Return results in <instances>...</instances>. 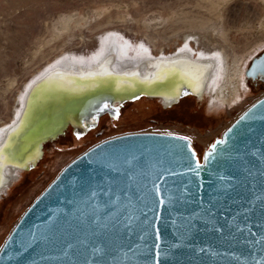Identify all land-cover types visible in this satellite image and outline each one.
Segmentation results:
<instances>
[{
    "label": "rangeland",
    "instance_id": "obj_1",
    "mask_svg": "<svg viewBox=\"0 0 264 264\" xmlns=\"http://www.w3.org/2000/svg\"><path fill=\"white\" fill-rule=\"evenodd\" d=\"M108 32L157 54L174 52L187 38L209 56L215 53L214 66L224 62L245 69L251 57L264 51V0H0V125L13 116L24 87L64 59L89 58ZM239 87L228 104H210L205 94L200 100L186 95L164 107L158 98L144 97L154 111L141 107V99L124 103L116 117L103 114L85 134L77 137L69 127L46 142L37 164L18 172L1 192L0 246L57 173L103 139L137 131L172 133L189 137L201 158L264 95V80L246 79Z\"/></svg>",
    "mask_w": 264,
    "mask_h": 264
},
{
    "label": "water",
    "instance_id": "obj_2",
    "mask_svg": "<svg viewBox=\"0 0 264 264\" xmlns=\"http://www.w3.org/2000/svg\"><path fill=\"white\" fill-rule=\"evenodd\" d=\"M262 53H264V51L256 56ZM251 63L252 59L245 70V76L247 80L255 81L258 79L250 78L247 74L250 71L249 66ZM37 83H40V81ZM34 87L35 85L31 87L29 95H32ZM158 90L159 89L153 90L143 87H136L132 90H116L113 89L110 84L98 83V86L94 87L93 91L91 90L92 92L90 91L76 97L73 95L65 100V102H63V99L58 102H52L48 108L46 107L43 110L29 115L19 132H12L11 137H9L8 134L7 141H10L13 146L11 150L15 151V157L10 158L11 160L7 161V163L16 160V154H20L21 158H23V163L20 166L30 169L35 166L41 158L43 145L46 142L57 139L64 134L69 127L75 136L77 132L83 135L97 125L99 118L103 114L107 113L116 117L118 115L117 111L119 113V107L125 102L135 101L140 97L158 98L162 95L161 91L159 92ZM185 93H187V95L196 96L192 91H187ZM185 96L184 93H181L178 98H172L173 100L170 104L177 102L179 98ZM133 97L136 98L134 99ZM105 99L109 101L110 107L100 113L97 120L93 122L90 115H88L90 111L88 106L90 104L99 106ZM258 101H264V95L247 106L224 129L220 138L216 140L225 139L227 140V144L218 146V150L223 149L227 152L231 149L240 147L244 139L248 136H251L255 147H261V142L258 138L262 127L261 122L240 120L244 113L251 109L253 104H257V112H259L261 105L257 103ZM27 107L28 100L20 116V121L24 118ZM92 115H95V113H92ZM238 121H240L239 124L237 123ZM86 124L88 125L87 127L85 126ZM233 126H235L236 132H244L245 135L241 137L229 133L228 136H226L225 133ZM247 127L255 128L256 134L246 133ZM167 134L168 133L152 131L118 134L95 143L73 158L57 173L19 216L1 244V246L6 247V251L0 252V264H32V261H35L36 264H58L55 257L58 255L60 242L62 240L71 241L77 238L82 239L91 231L88 221L81 220L80 212L77 211L81 206L84 194L88 191L89 184L99 182L104 176H111L113 179L119 176V174L112 172L107 167L108 163L119 164L127 156L137 157V162H135L133 168L129 169V171L137 173L132 181V191L136 195H139L140 192H148V207H152L155 197L151 194L150 188L151 181L161 169V165H159L158 162L164 161L163 167H171L173 171L181 173L189 154L187 143H191L190 140L186 142L181 139L183 136ZM192 149H194L193 145ZM202 158L203 155L201 159ZM241 168L242 164L238 160L218 159L206 170L202 171L201 179L205 181V199H207L208 191L207 182L211 181L215 183L216 181V176L210 175V171L225 175L235 173L240 176L242 175L240 172ZM141 169L143 170V175L140 174ZM119 178L124 183H128L126 175L119 176ZM145 178H147L148 181L147 188L142 187ZM191 179L193 178L190 174H182L175 178L168 177L165 181H161L160 183L164 185L163 192L165 197L169 194L170 186H172L171 191L174 196L177 198L182 197V185ZM173 181H175L174 186ZM193 183H195L194 180ZM189 188L193 198H195V189L191 185H189ZM101 199L103 198L101 197ZM183 199L186 201L188 197L183 196ZM174 207L176 211L181 212L183 215L196 211L197 208L196 204L181 203L179 199ZM225 207L231 210L226 211L224 217H220L218 214L216 217L217 225H224V229L221 233L208 230L211 229V225L206 224L204 221H194L197 229L205 230H194L191 240L186 241V243H195L200 247L208 245L220 253H247L249 251L248 246L240 242L243 239V235L238 233L235 226L229 223L233 213L239 211V207L236 204L230 206L225 205ZM157 211L161 213V220L153 221V223L160 228L163 241L162 249H166L167 244L174 239L171 236L172 225L169 217V211H171V209L160 206ZM218 211H223V209ZM173 215H175V212H173ZM243 215L244 214L241 213V215L237 217V222L241 223L242 227ZM148 216L151 218L152 213L149 212ZM252 220L258 223L255 214H253ZM253 231H256V227H253ZM29 232H36L37 234L46 233L55 243H41L38 246L29 248L23 255L16 256L15 251L17 250V242L21 238L26 237ZM246 233L247 229L245 228L244 234ZM137 235H139V233H137ZM10 236H14L15 240H10ZM133 239L135 240V236ZM152 240L153 235L149 230L146 243H151ZM168 251L169 254L167 256H162L160 258L161 264H234L229 257L224 255L216 257L192 255L191 250L187 248L170 249ZM9 255L13 257L11 260L8 258ZM41 257H46V259L42 260Z\"/></svg>",
    "mask_w": 264,
    "mask_h": 264
},
{
    "label": "snow or ice",
    "instance_id": "obj_3",
    "mask_svg": "<svg viewBox=\"0 0 264 264\" xmlns=\"http://www.w3.org/2000/svg\"><path fill=\"white\" fill-rule=\"evenodd\" d=\"M147 52V49H144ZM179 51V50H178ZM215 55V54H214ZM252 63L249 66L250 71L247 73L250 78L264 80V53L259 56L251 57ZM160 63L165 67L160 69L161 74L157 79H164L171 72H179L184 77L189 79L190 83H195L199 86V81L203 77V72L199 66L189 61L181 64L179 60H162ZM210 67V65H209ZM67 75L59 71L44 76L40 79V83L35 84L30 101L35 94L40 91L44 84L53 79H66ZM84 78H94L98 76H113L118 75L107 69L100 72L80 73ZM124 75H138L137 73ZM150 82V81H149ZM71 83V81H69ZM95 82H92V87H97ZM75 88L79 89L80 84H75ZM119 88L120 85H117ZM178 91V89H177ZM187 95V93H184ZM134 99L136 97H133ZM261 109L257 112V104H253L251 109L244 113L240 118L241 121H260L261 129L259 132V140L261 147H255L251 136L244 139L240 147L225 151L218 150V146L227 144V140L218 139L209 145L207 151L203 153V158H198L191 143H187L189 154L186 164L183 166L182 172L173 171L171 167H163L164 161H159L161 165L160 171L151 181L150 192L154 195L155 200L152 207H148V192H140L136 195L132 191V181L137 173L129 171L133 168L138 158L135 156H127L122 162L108 163L107 167L119 176L126 175L128 183H124L119 176L113 179L111 176H104L99 182L89 184L88 191L84 194L80 208L81 220H87L91 231L84 238H77L71 241L62 240L58 250V255L55 259L58 264H161V257L167 256L170 249L187 248L191 250L192 255L220 256L229 257L234 264H264V101H258ZM91 120L95 122L100 113L110 107L107 99L103 100L99 106L90 104ZM95 113V115H92ZM28 113H26L27 115ZM118 114V111H117ZM19 115V114H18ZM238 124L240 121L237 122ZM88 126L87 124L85 125ZM94 126V124H93ZM19 125H15L9 130V137L12 132H16ZM229 133L243 137L244 132H236L235 126L228 129L226 136ZM246 133L256 134V129L247 127ZM80 132L76 133L79 137ZM167 135H173L168 133ZM231 138V137H230ZM188 142L189 137H181ZM13 146L10 141L0 142V165L5 159L14 158L15 151L11 150ZM107 159V158H106ZM238 160L242 164L240 172L237 174H216L209 172L210 175L216 176L215 183L207 182V199H205L204 189L205 181L201 179L202 171L206 170L216 160ZM140 174L143 175L141 169ZM190 174L193 179L188 180L182 185L183 196H187L188 200H184L183 196L177 198L173 195L171 187L169 194L165 197L161 181H165L168 177L175 178L178 175ZM193 180L195 183H193ZM3 182V177L0 176V183ZM175 181H173L174 186ZM189 185L195 189V198L192 196ZM148 181L145 178L142 187L147 188ZM101 197L103 199H101ZM235 197V198H234ZM181 203H194L197 208L187 215L176 211L174 205L177 200ZM236 204L239 211L233 213L230 224L235 226L238 233L243 235L241 243L248 246L247 253L224 252L220 253L208 245L200 247L195 243H186L191 240L194 230L204 231L205 229H197L194 221H204L211 225V229L216 233H221L224 225H217V214L224 217L226 211L225 205ZM160 206H165L171 209L169 217L171 219L172 232L174 238L167 244L166 249H162V235L160 228L153 221L161 220V213L157 211ZM223 209V211H218ZM152 213L149 218L148 213ZM175 212V215H173ZM243 213V227L237 222V217ZM257 216L258 223L252 220V216ZM256 227V231H253ZM247 233L244 234V229ZM149 230L153 235L151 243H146ZM139 233V235H137ZM135 236V240L133 237ZM10 240H15L14 236L9 237ZM41 243H55L52 238L46 233L37 234L29 232L26 237L21 238L17 242L16 256H21L27 252L29 248L38 246ZM6 251L5 246H0V252ZM9 260L13 257L9 255ZM46 259V257H41ZM32 264H36L32 261Z\"/></svg>",
    "mask_w": 264,
    "mask_h": 264
},
{
    "label": "bare ground",
    "instance_id": "obj_4",
    "mask_svg": "<svg viewBox=\"0 0 264 264\" xmlns=\"http://www.w3.org/2000/svg\"><path fill=\"white\" fill-rule=\"evenodd\" d=\"M213 54L209 56L207 52L195 48L187 38L172 53L157 54L145 52L143 46L132 45L127 40H121L115 33L108 32L103 35L99 49L92 56L87 59L82 58V60L64 59L61 63L46 69L31 83L27 90L26 87L21 90L13 116L0 125V142L7 141L11 127L19 125L20 129L18 128L17 130L19 132L29 115L46 107L48 108L52 102H58L62 99L65 102V100L73 95L76 97L91 90L93 91L92 82H95L97 85L98 83L110 84L116 90H132L136 87L151 88L153 90L159 89L158 91H161L162 95L158 99L164 107L170 105V102L173 100L172 98L176 99L181 93L187 91L195 93L196 96L193 95L194 98H199V100L207 94V100L210 104L215 100H221L223 103L228 104L236 99L240 92L239 81H246L245 70L248 66L245 69L239 70H237L234 64L229 67L224 62L214 66ZM165 59L179 60L182 65L189 61L198 65L200 71L203 72L199 86L195 83H190L189 79L179 72H171L164 79H157L156 77L161 74L160 69L165 67L160 62ZM104 69L118 75L98 76L94 78V81L91 77L84 78L79 75L80 73L100 72ZM55 71L75 75H67L64 80L53 79L44 84L30 101L29 97L32 96L29 95L31 87L44 76L50 75ZM131 73H137L138 75H124ZM75 84H80L81 87L77 89L74 87ZM117 85H120V87L118 88ZM141 98L144 97H140L139 99ZM27 100L28 107L26 113L28 114L26 115L25 113L24 118L20 121V116L25 109ZM22 159L20 154H16V160L7 163L11 159H5L2 165H0V176L3 177V182L0 183V196L1 192L5 191L12 180L17 178L18 172L27 170L24 166H20L23 163Z\"/></svg>",
    "mask_w": 264,
    "mask_h": 264
},
{
    "label": "trees",
    "instance_id": "obj_5",
    "mask_svg": "<svg viewBox=\"0 0 264 264\" xmlns=\"http://www.w3.org/2000/svg\"><path fill=\"white\" fill-rule=\"evenodd\" d=\"M183 99H185V98H183ZM183 99H181V100H183ZM181 100H179L178 103L181 102ZM148 102H151L152 105L149 106V105H148ZM139 103H140V102H139ZM143 106H144V107H147L148 111H154V110H155L152 101L145 100V101L142 103V106H141V107H143ZM134 108H135V107H134ZM134 112H135V111H134ZM197 156H198V155H197ZM198 158H199V156H198Z\"/></svg>",
    "mask_w": 264,
    "mask_h": 264
},
{
    "label": "flooded vegetation",
    "instance_id": "obj_6",
    "mask_svg": "<svg viewBox=\"0 0 264 264\" xmlns=\"http://www.w3.org/2000/svg\"><path fill=\"white\" fill-rule=\"evenodd\" d=\"M141 100H142V101H141V103H142L143 101H145V100H147V99H145V98H141Z\"/></svg>",
    "mask_w": 264,
    "mask_h": 264
}]
</instances>
